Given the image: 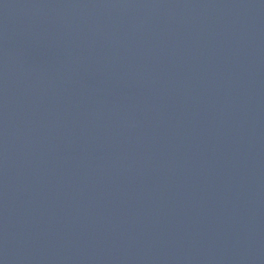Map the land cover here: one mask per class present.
Instances as JSON below:
<instances>
[{"label": "water", "instance_id": "obj_1", "mask_svg": "<svg viewBox=\"0 0 264 264\" xmlns=\"http://www.w3.org/2000/svg\"><path fill=\"white\" fill-rule=\"evenodd\" d=\"M0 264H264V0H0Z\"/></svg>", "mask_w": 264, "mask_h": 264}]
</instances>
